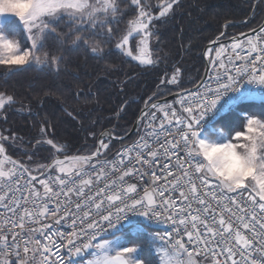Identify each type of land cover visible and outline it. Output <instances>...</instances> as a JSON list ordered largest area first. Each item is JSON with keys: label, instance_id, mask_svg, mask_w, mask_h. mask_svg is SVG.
<instances>
[{"label": "snow or ice", "instance_id": "obj_1", "mask_svg": "<svg viewBox=\"0 0 264 264\" xmlns=\"http://www.w3.org/2000/svg\"><path fill=\"white\" fill-rule=\"evenodd\" d=\"M180 5L161 0L154 14L151 0H0V66L8 78L36 69L59 73L67 53L133 57V42V58L154 65L147 53L155 24ZM209 65L207 79L179 95L181 113L152 103L162 116L144 111L138 138L126 143V132L115 133L123 147L114 151L113 132L93 135L71 155L46 139L37 145L50 146L49 163L33 167L37 152L13 159L6 146L21 138L0 133V264H81L72 257L85 255L86 264H143L136 246L114 236L130 214L170 225L151 235L160 264H264V115H246L234 135L223 134L222 146L241 161L233 175L221 177L209 166L201 138V122L224 96L245 83L264 89V25L220 45ZM179 77L177 68L167 84ZM12 103L0 92V110Z\"/></svg>", "mask_w": 264, "mask_h": 264}, {"label": "trees", "instance_id": "obj_2", "mask_svg": "<svg viewBox=\"0 0 264 264\" xmlns=\"http://www.w3.org/2000/svg\"><path fill=\"white\" fill-rule=\"evenodd\" d=\"M160 2L151 0L154 14L159 11ZM256 2L181 0L167 22L155 24L158 34L154 36V65H141L115 52L96 59L80 50L67 53L59 73L36 69L8 78L4 75V66H0V92L13 97L11 106H6L7 111L0 112V133L21 138L15 146H6L8 154L23 162L28 160L26 152L36 151L31 161L35 167L38 163H49L51 156L50 146H38L37 141L54 138L71 155L85 144L91 145L93 135L99 136L107 129L114 135L128 133L146 103L190 89L199 82L205 67L204 48L223 33L224 27L223 39H226L263 23L264 4L260 2L252 18L245 22ZM131 18L130 15L124 18L121 33ZM50 48L55 51L54 44ZM177 68L180 70L178 84H167ZM250 114L264 115V100H251L222 116L214 125L230 135L242 125L244 116ZM41 128L46 134H41ZM121 146L116 140L110 145L113 151ZM140 226L152 235L145 225L129 226L123 231ZM131 241L140 247L144 264H158L144 235L133 236Z\"/></svg>", "mask_w": 264, "mask_h": 264}, {"label": "built area", "instance_id": "obj_3", "mask_svg": "<svg viewBox=\"0 0 264 264\" xmlns=\"http://www.w3.org/2000/svg\"><path fill=\"white\" fill-rule=\"evenodd\" d=\"M211 71V68L209 69V72ZM208 72V73H209ZM207 79V76L205 80ZM250 89L254 90L251 91ZM194 90V89H192ZM191 91V90H190ZM252 97H259L258 100H264V89H262L259 86L256 85H248L244 84V86L241 88L240 92H230L226 96H224L219 103L217 104V107L209 113L205 119L201 122L202 129H201V136L209 131V129L212 128V126L224 115L231 113L238 109L240 106L246 104L247 102L251 101ZM179 97L169 103V105H172L174 108H176L177 113H181L182 109L180 108L179 104L177 103ZM211 97L208 98V100H205V103H208ZM150 112H155L157 117L162 116V112L159 109H152ZM158 122V121H157ZM143 132V129L140 130ZM134 138H138L137 135ZM133 138V139H134ZM132 139V140H133ZM132 140H130L127 143H130ZM123 147V145L121 146ZM120 147V148H121ZM140 184H143L145 187H148L146 181H141ZM150 190V188H149ZM138 191H140V187L138 185ZM163 218H161V222H158L156 220L149 219L148 217L139 216V215H132L130 214L128 219H125L121 221L120 224L117 225L116 231L114 233L119 232L126 227L129 226H135V225H145L149 227L152 231V234L154 233H162L163 231L170 229V225L167 223L162 222ZM62 231H68L69 228L67 225H64L61 227ZM83 257V256H81ZM80 257L73 256V260H78Z\"/></svg>", "mask_w": 264, "mask_h": 264}, {"label": "rangeland", "instance_id": "obj_4", "mask_svg": "<svg viewBox=\"0 0 264 264\" xmlns=\"http://www.w3.org/2000/svg\"><path fill=\"white\" fill-rule=\"evenodd\" d=\"M158 12H159V11H158ZM158 12H157V14H158ZM155 43H156V39L153 37V38H152V41H151V44H150V47H149V51H148V53H147V56H148L149 58L153 59V60H154V57H153V48H154ZM222 45H225L226 47L230 46V44H222ZM132 49H133V57L139 55V49L135 47V43H134V42H133V45H132ZM219 49H220V45L212 51V53H211V55H212V59L215 58V53H216V51H219ZM226 54H227L226 52H225V53H222V54H221V58H223ZM125 56H126L127 58H129V59L135 61L136 63H139V64H140L139 60H136V59H134L133 57H128L127 55H125ZM141 65H142V64H141ZM146 66H148V65H146ZM251 99H252V100H258L259 97H252ZM171 102H172V101H170V102H168V103H166V104H169V103H171ZM1 111H2V110H0V112H1ZM242 114H243V113H242ZM243 115H245V114H243ZM244 117H245V116H244ZM243 119H244V118H243ZM223 134H227V135H229V134H228L226 131H224L221 127H219V126H215V125H214V126H213V127L207 132V133L203 134V135L201 136V138L215 137L217 140H219V141H221V142H224ZM230 135H234V133H233V134H230ZM123 230H124V229H123ZM123 230L114 233V236H118V237L121 238L120 242H121L122 244H126L127 246H136L137 249H138V252H137L136 255H137V256L139 257V259L141 260V249H140V247H139L137 244H132V241H131V240H132V237H133V236L144 235V236L146 237L147 241H149L148 244H149V247H150V250H151L152 254L154 255L155 259L158 261V264H160V261H161L162 257H161L160 254H159V249H158V247H156V246L153 245L152 240H151V235L147 232V230H146L144 227H141V226H140V227H138V228H130V229L125 230V231H123ZM136 230H139V232L136 231ZM110 238H112V237H110ZM157 243H158V242H157ZM88 259H90V257H88V256L85 255V256H83V257H80L78 260L81 261V264H86V261H87ZM143 264H144V262H143Z\"/></svg>", "mask_w": 264, "mask_h": 264}, {"label": "clouds", "instance_id": "obj_5", "mask_svg": "<svg viewBox=\"0 0 264 264\" xmlns=\"http://www.w3.org/2000/svg\"><path fill=\"white\" fill-rule=\"evenodd\" d=\"M215 137L206 138L203 152L207 154L209 166L221 177H227L240 171L241 161L236 153Z\"/></svg>", "mask_w": 264, "mask_h": 264}, {"label": "water", "instance_id": "obj_6", "mask_svg": "<svg viewBox=\"0 0 264 264\" xmlns=\"http://www.w3.org/2000/svg\"><path fill=\"white\" fill-rule=\"evenodd\" d=\"M259 2H260V0H257V2L255 3V6H254V8H253V11H252L251 15L249 16V18H248L245 22L249 21V20L252 18L253 14H254V11H255L257 5L259 4ZM261 25H264V21H263V23H262ZM261 25H260V26H261ZM260 26H258V27H260ZM258 27H256V28H258ZM225 33H226V29H225V27H224V29H223V33H222L217 39H215L214 41L208 43V44L205 46L204 51H203V58H204V61H205V67H204V71H203L202 77H201V79L199 80V82H198L196 85H198V84H200L202 81H204L205 78H206V76H207V74H208V72H209V69H210L209 60L211 59V53H212V51H213L215 48H217L219 45H222V44H231V42H232V37H238V36H241V34H242V33H240V34L235 35V36H232V37H230V38L223 39V36L225 35ZM250 33H251V30H250V31H247V32H244V34H250ZM210 49L212 50L211 53L209 52ZM196 85H195V86H196ZM195 86L192 87V88H190V89H186V90H182V91L175 92V93H173V94H171V95H169V96H166V97H163V98H161V99H158V100H156V101H154V102H152V103H156V104H159V105H164V104H166V103H168V102H170V101H174L175 99H177L181 93H186V92H188V91H190V90H192V89H195ZM152 103H146V104L144 105V107H143L142 110L140 111V113H139L137 119L135 120V122H134L132 128H131V129L129 130V132L127 133L128 135H127V139H126V140H128L129 138H131L133 135L137 134V132H136V130H135V124H136V122L138 121V118L141 117V115H142V113H143L144 111H149V112H150V111L152 110V109L150 108V105H151ZM109 132H112V131H111L110 129H107V130L103 131L102 133L105 134V135H107ZM102 133H100V134H102ZM100 134H99V135H100ZM113 140L118 141V138L114 135V133H113ZM12 158H13V157H12ZM61 158H63V157H61ZM13 159H14V158H13ZM15 160H16V159H15Z\"/></svg>", "mask_w": 264, "mask_h": 264}, {"label": "bare ground", "instance_id": "obj_7", "mask_svg": "<svg viewBox=\"0 0 264 264\" xmlns=\"http://www.w3.org/2000/svg\"><path fill=\"white\" fill-rule=\"evenodd\" d=\"M135 135H137V134H135Z\"/></svg>", "mask_w": 264, "mask_h": 264}]
</instances>
